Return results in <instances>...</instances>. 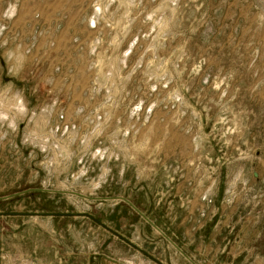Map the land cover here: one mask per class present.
<instances>
[{"label":"rangeland","instance_id":"obj_1","mask_svg":"<svg viewBox=\"0 0 264 264\" xmlns=\"http://www.w3.org/2000/svg\"><path fill=\"white\" fill-rule=\"evenodd\" d=\"M0 264H264V0H0Z\"/></svg>","mask_w":264,"mask_h":264},{"label":"water","instance_id":"obj_2","mask_svg":"<svg viewBox=\"0 0 264 264\" xmlns=\"http://www.w3.org/2000/svg\"><path fill=\"white\" fill-rule=\"evenodd\" d=\"M4 79H5L6 81L10 80V78H8V77H5Z\"/></svg>","mask_w":264,"mask_h":264}]
</instances>
